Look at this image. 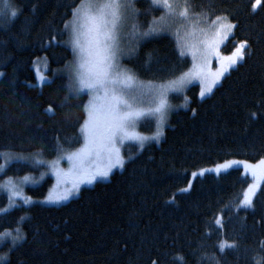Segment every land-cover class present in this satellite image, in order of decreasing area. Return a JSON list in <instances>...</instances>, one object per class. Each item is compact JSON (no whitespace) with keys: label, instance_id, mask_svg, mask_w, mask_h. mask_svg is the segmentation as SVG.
<instances>
[{"label":"trees","instance_id":"16d2710c","mask_svg":"<svg viewBox=\"0 0 264 264\" xmlns=\"http://www.w3.org/2000/svg\"><path fill=\"white\" fill-rule=\"evenodd\" d=\"M11 2L17 13L0 24V153L39 150L52 158L82 142L87 96L71 94L66 74L56 72L71 58L62 29L75 5ZM193 3L194 11L210 10L209 17L232 14L234 28L223 51L247 41L242 59L206 97L199 99L198 87L190 86L187 107L170 114L161 141L141 149L126 145L123 168L108 180L82 187L60 205L33 203L0 212V233L18 226L24 233L12 247L0 244V264H264V181L251 207H237L252 175L239 166L214 170L228 160L264 159V0L256 10H250L251 0ZM137 5L145 25L160 14L148 0ZM38 56L46 57L50 76L40 86L32 67ZM125 63L149 81L175 78L190 66L166 34L144 40ZM30 170L13 163L5 175ZM50 182L28 187L27 194L44 196ZM6 204L0 193V209ZM233 241L235 247H228Z\"/></svg>","mask_w":264,"mask_h":264},{"label":"snow or ice","instance_id":"6c2138e0","mask_svg":"<svg viewBox=\"0 0 264 264\" xmlns=\"http://www.w3.org/2000/svg\"><path fill=\"white\" fill-rule=\"evenodd\" d=\"M73 3L75 6L70 9L71 15L64 20L62 29V34L63 32L68 33V38L64 43L71 49L73 59L65 62L64 70L68 74L69 81L75 85L74 90L77 93L81 89H87L90 93L103 90L106 95L110 94V102L106 111L108 123L104 134L107 163L102 168L82 173L83 179L90 182L96 175L107 176L111 167L120 166L123 163L125 157L120 154V149L116 147L117 142L123 141L125 138H139L134 132L130 131L129 127L142 114L140 109L133 106L136 96L127 94L129 91L127 85L134 83L132 70L121 67L119 61L122 55H129L132 51L121 46V39L124 35L121 29L128 18L129 11L139 15L140 10L134 7L132 0H79L78 3L73 0ZM261 3L262 0H251L250 10H256ZM153 6H155L153 10L156 8L160 10V15L153 17L148 22L149 27L142 33L134 25L135 31L133 35L141 38L148 37L150 34L166 32L170 30L173 23L179 22L177 29L180 25L186 26L189 29L188 34L194 38L197 46L203 45L206 55L211 57L212 52L208 50L211 48L209 41L207 39H196L201 33H205L206 30L195 27L201 21V18L208 20L211 14L210 10H205L201 6L199 12L194 11L196 5L193 0H149V7ZM16 13L17 9L12 8L9 15L14 16ZM231 15V13H228V15L211 16V22L207 25V30L214 29L217 37L214 41L215 44L218 45L232 32L235 21L229 19ZM52 39L55 40V37H52ZM246 47L247 41H240L233 50L232 55L227 58L226 63L219 65L218 62L216 72L212 74L210 81L206 85L202 81L200 95L210 91L213 84L220 79L221 74L243 57L244 52L242 49ZM181 55H183V52H181ZM185 75L181 74V76L169 81L165 88L157 93L158 99L154 100L155 106L143 110L157 116L158 131L155 135H159V124L163 120L167 107L165 94L168 89L180 88L185 82ZM72 90L70 89V91ZM90 108L89 104L85 105L88 118L81 125L86 143L76 152L68 153L70 160L74 157L82 158L87 153L92 139L95 137L94 127H89L90 121L95 119V113L90 111ZM46 110L49 112L53 111L52 105L50 104ZM251 115L255 116L256 113H251ZM37 154H39V150H37ZM13 158L23 160L27 157L21 154L9 153L5 160H0V169L5 167L6 160ZM235 163L247 164L246 161H226L217 165L216 169L219 171ZM199 171L203 173L205 169H200ZM24 179H27V177H24ZM4 188L9 193L10 204H16L17 200L15 198L17 197L23 199L20 191L13 190L16 185H13L10 179L4 185ZM185 190L178 189V191ZM255 193L256 184H249L244 189L243 198L239 200L237 207H251ZM69 195L70 193L65 191L62 195L49 196L45 197V199L60 200L66 199ZM30 199V197L23 199V203L27 204ZM169 199H172V197H169ZM3 211L4 209H0V212ZM216 224H222L219 216H217ZM16 233L15 236H12L13 244L24 238V233L19 228L16 229ZM3 235H11V231L0 233V236ZM218 247L222 252L225 248V243L221 241ZM228 247H235V242L233 241ZM0 258H2V254H0ZM217 264H219V261H217Z\"/></svg>","mask_w":264,"mask_h":264},{"label":"rangeland","instance_id":"374dc122","mask_svg":"<svg viewBox=\"0 0 264 264\" xmlns=\"http://www.w3.org/2000/svg\"><path fill=\"white\" fill-rule=\"evenodd\" d=\"M137 1L139 0H132V4L136 9L140 10L139 6L137 5ZM12 8L14 7L12 5L11 0H0V24L14 17L9 15L10 9ZM139 15H135L131 13V11H129L128 18L126 19L121 29L122 33L124 34L123 38L121 39V46L123 48L132 50L131 54L122 55L120 57L119 63L121 67L125 69H131L129 66H127L125 60L131 58L135 54L139 44L142 43L144 40L150 38L151 36L161 35V34L169 35L174 39L180 54L181 52H183V55L189 58L190 66L184 72L181 73V74H186L184 84L178 89H168L165 94L167 107L164 113L163 120L159 124V135H155V133H157L158 131L157 116L153 113L145 112L143 110L153 108L155 106L154 100L158 99L157 93H159L162 89H164L167 83L175 79L176 77L165 81H149V80L140 79L131 69L134 83H132L131 85H127V88L129 89L127 94L129 96L132 95L136 96V101L133 106L137 109H140L142 111V114L139 117H137L129 126L130 131L134 132L139 138L138 139L125 138L123 141L117 142L116 144V147L120 149V154L123 157H125L123 153V149L128 144H135L138 146L139 149L143 148L144 146L150 143L158 144L163 138L164 130L168 125L170 114L177 109L187 107L189 101V98L186 94L187 89L192 85H196L198 87V93H197L198 98L201 99L203 97H206L212 92L214 87L220 83L223 76L227 74L231 68L235 67V65L242 59V58L238 59L236 64L229 66L228 70L223 74H221L220 79L216 81L215 84H213L210 91L206 92L204 95H200L202 81L206 85L210 81L212 74L216 72V69L218 67V62L219 65H223L224 63H226L227 58H229L232 55L233 50L236 48L235 46L232 49V51L228 53L223 51V47L227 43V40L232 34V32L229 33V35L217 45L214 42L217 39L214 33V29L207 30V25L211 22V17H209L208 20H204L203 18H201V21L198 24H196L195 27L200 29H205L206 32L201 33L199 37H197L196 39H207L209 41V43L211 44V48L208 50L212 52V55L211 57H208L206 55L204 46L203 45L197 46V44L194 41V38L188 34L189 29L186 26L180 25L179 28L177 29V24H179V22L173 23L169 31L161 32L158 34H150L148 37L137 38L135 35H133L135 28H138L139 32L142 33L149 27V23L145 25L146 23V21H144L145 17L141 16L139 18ZM150 20H152V18ZM65 33H66V38H65L66 41L68 38V33L67 32ZM72 59L73 56L71 52L70 60ZM32 67L36 77V81H35L36 85L40 86L42 83L49 81L50 76L48 75V61L45 56L36 57L32 63ZM64 68L65 65L62 66L61 68H58L56 72H63L64 74H66L68 80V91L71 94H86L87 99L85 105L89 104L91 106L89 110L95 113V119L93 121H90L89 123V127L90 128L94 127L95 129V137L92 139L91 145L88 148L87 153L84 154L82 158L74 157L71 160L68 158V153L76 152L77 150L81 149V146L85 145L86 143L85 134L81 130V126L79 130L82 139L80 146L72 150H60L52 158H45L40 153L37 154V151L1 152L0 160H5L7 154L9 153L21 154L27 157L26 159L23 160H19L16 158H13L11 160H6L5 167L3 169H0V193L4 194L7 200V204H6L7 207H4L3 208L4 211L1 213L10 210L16 205H31L33 203H39L42 205L63 204L69 201L70 199L76 197L79 194L82 187L90 186L96 181H106L109 179L110 175L114 171L121 170L123 168L126 158L124 159L123 163L120 166L111 167L108 170L107 176L96 175L90 182L85 181L83 179L82 173L90 172L91 170L102 168L107 163V153L105 151L106 146L104 141V134H105V128L107 127V123H108L106 118V111H107V106L110 102V94L106 95L103 90H100L99 92H95V93H90L87 89H81L77 93L74 90L75 85H73L69 81L68 74L64 70ZM181 74L178 75L177 77L181 76ZM70 89L73 90L70 91ZM174 96H180L181 98L179 101L174 102L172 101V98ZM84 112H85V118L83 123L88 118L87 111L85 110V106H84ZM228 161H243V160L233 159ZM13 163L28 164L31 166V170L19 176L5 175V171H6L5 169H7L8 166ZM223 163L224 162L220 164ZM216 166L214 170L218 171L216 169ZM233 166H239L242 168L245 174H251L252 179L249 184L255 183L256 191L259 189L262 181H264V159H262L257 163L247 162L246 165L242 163H235V164H231L229 167H233ZM225 169L227 168L220 170H225ZM24 177H27V179H24ZM47 178H51V182L49 183L44 196L33 197L27 194L26 189L28 187L39 186ZM9 179L11 180L13 185H16V188L13 190L20 191L23 199H27L29 197L31 198L27 204L23 203V199H21L20 197L15 198L17 200L16 204H10L8 199L9 193L7 189L4 188V185L7 183ZM65 191H68L70 193V195L66 199H60V200L45 199V197H49V196L55 197L58 195H62V193ZM17 228L20 229V227L18 226L14 230H10L11 235L0 236V244L8 242L10 245H14L12 242V236H15L17 234L16 233ZM7 231H4L2 233H5ZM4 256L5 253L2 254V258L0 259L1 260L4 259L5 258Z\"/></svg>","mask_w":264,"mask_h":264}]
</instances>
